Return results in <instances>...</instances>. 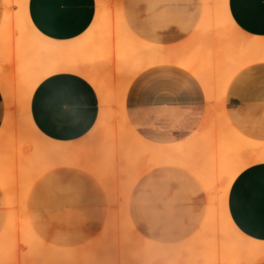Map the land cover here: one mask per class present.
<instances>
[{"label":"bare ground","instance_id":"6f19581e","mask_svg":"<svg viewBox=\"0 0 264 264\" xmlns=\"http://www.w3.org/2000/svg\"><path fill=\"white\" fill-rule=\"evenodd\" d=\"M201 1L198 37L210 39L218 34L217 49L215 44L205 51L190 44L172 51L143 42L126 25L122 0H97L98 15L89 31L74 43L60 44L37 35L30 27L27 0H2L0 190L8 214L0 234V264L264 263V242L241 234L227 209L235 178L251 166L264 164V142L237 131L224 108L225 93L235 73L264 64V39L244 45L229 17L227 0ZM214 2L217 5L213 7ZM110 8L115 10L114 17H110ZM178 58H183L180 65L184 70L202 71L195 77L205 95L204 120L194 135L181 143H151L127 121V92L137 74L153 66L176 63ZM213 61L217 67L210 69ZM60 72L86 79L100 102L97 123L81 144L50 141L30 119L34 89L43 79ZM158 166L188 171L208 196L204 223L193 237L178 245L147 241L128 216L127 198L133 183L143 172ZM62 167L85 170L108 197L110 208L100 235L83 249L46 244L27 218L26 201L34 182Z\"/></svg>","mask_w":264,"mask_h":264},{"label":"crops","instance_id":"0c3cea01","mask_svg":"<svg viewBox=\"0 0 264 264\" xmlns=\"http://www.w3.org/2000/svg\"><path fill=\"white\" fill-rule=\"evenodd\" d=\"M126 3L131 5L130 0H122V15L129 27ZM188 3L195 4L198 9L196 28L191 36L189 30L173 24L161 30L147 28L146 31L139 8L132 29L138 38L155 45L177 47L190 36L186 46L195 44L203 51L215 48L219 43L218 34L211 36L212 41L198 37L202 1L189 0ZM2 7L0 0V25ZM165 7V11L174 9L170 3ZM227 9L242 34L264 38V0H227ZM97 15L95 0H27L26 18L30 27L37 35L60 44L80 40ZM213 67H217V62L210 64L209 68ZM56 85L74 86L84 93L87 103L82 123L60 127L50 120L49 101ZM200 91L203 92L196 81L183 71L174 67L155 68L138 76L130 85L126 96L127 121L139 136L151 143H181L193 136L203 123L206 102L204 92ZM224 100L231 125L249 139L260 141L264 137V127L259 129L264 125V64L250 65L236 72ZM99 113L100 102L95 89L86 79L71 72H60L43 79L34 89L29 106L35 129L46 139L61 144H81L95 127ZM3 118L4 102L0 93V127ZM162 167L174 166L151 168L134 182L127 199L128 216L141 237L157 245L173 246L186 242L200 229L208 212V196L191 173L183 169L196 184L177 170L169 169L166 189L169 192H165L167 201L162 203ZM84 171L57 168L44 173L30 188L26 201L27 218L36 235L42 240V233L50 241L46 244L61 249H83L100 235L110 208L108 197L98 181ZM178 192L190 197L185 201L176 200L173 195ZM228 194L227 209L234 226L247 238L264 242V164L242 171L232 182ZM5 209L4 203L0 202V234L6 221ZM155 226H162V229Z\"/></svg>","mask_w":264,"mask_h":264},{"label":"rangeland","instance_id":"374dc122","mask_svg":"<svg viewBox=\"0 0 264 264\" xmlns=\"http://www.w3.org/2000/svg\"><path fill=\"white\" fill-rule=\"evenodd\" d=\"M95 1H96V5H97V0H95ZM188 1L189 0H130L131 5H127V3L125 4V8H126L125 14H126V17H127V23L129 25L130 29L133 31L132 25L134 23H136V21H137V11H138V8H139L142 11L141 19H142L143 23L145 22V26L144 27L146 28V31H147V28L161 30L164 27H167L168 25L173 24V25H178V26L180 25L179 26L180 28L189 30L190 31V36H191L192 33L194 32V29L196 28V20L198 18V9H197V6L195 4L192 5V4L188 3ZM167 3H170L171 5L173 4L174 9L172 11L171 10L170 11H165L166 10L165 6H166ZM216 5H217V2H214V3H212L211 6L214 7ZM15 9L16 8H14V10ZM109 14H110V17H114L115 16V10L113 8H110ZM237 31H238V34H240V36H242L243 39H244V40H242L243 44L247 43V42H249L251 40H254V39H264V38L248 37V36L242 34L238 29H237ZM133 33H134L135 37L138 38V36L136 35V33L134 31H133ZM190 36L188 37V39L184 43H182L181 45H179L177 47H168V46H163V45H155L153 43L148 42V40H143V39H140V38H138V39H140L143 42L148 43L149 45H152V46L164 47V48H168V49H170L172 51H178L179 49L186 47V45L188 44V40L190 39ZM182 60H183V58H178V59H176V63H173V64H166V65H159V66L150 67V68L140 72L139 74H137L136 77L133 79V81L138 76H140L141 74H146V73H148L149 71H151V70H153L155 68L167 69V68H170V67H174V68H177V69L183 71L184 73L188 74V76H190L194 81H196V85L198 87V81H197L195 76L200 74L202 71H200V68L194 69V72H192V73H190L189 71L184 70L182 68V66L180 65ZM133 81L131 83V86L133 84ZM201 93H203V92H201ZM203 100H204V97H203ZM204 102H205V100H204ZM224 104H225V100H224ZM111 108H114V107L112 106ZM230 121L232 123L231 119H230ZM260 126L261 127L259 129L264 127V125H260ZM260 141H264V137L261 138ZM152 169H154V168H152ZM152 169H150V170H152ZM160 169L162 170V177H161L162 181H161V191H160V201L162 203L167 201L166 200L167 194L165 192H169L168 190H166L168 188V182H169L168 181L169 180V178H168L169 169H173L174 171L177 170L176 172L178 174L184 175V176H186L187 179L191 178L193 180L191 175L189 173H187L186 171H184L183 169H181V168H177V167H162ZM150 170H147V171L143 172L141 175H143V174L146 175ZM183 179H184V177H183ZM194 183L196 184L195 181H194ZM173 197L176 200L185 201L186 199H188V197H190V195H186L185 193L178 192L177 194L173 195ZM169 200H170V197L168 196V201ZM172 200H174V199H172ZM0 202L4 203V205L6 207L5 211H6V219H7L8 208L6 206L5 196L1 192V190H0ZM76 216H78V215H76ZM76 220H77V218H76ZM160 227L162 229V226H155L154 228L159 229ZM39 229L40 228H37V231H40ZM40 235H41V238H42V240L44 242L50 244V241H47L46 238L43 237L42 233H40ZM167 243H169V242L167 241Z\"/></svg>","mask_w":264,"mask_h":264},{"label":"snow or ice","instance_id":"6c2138e0","mask_svg":"<svg viewBox=\"0 0 264 264\" xmlns=\"http://www.w3.org/2000/svg\"><path fill=\"white\" fill-rule=\"evenodd\" d=\"M86 103V97L79 88L56 85L49 101V118L60 127L78 125L86 116Z\"/></svg>","mask_w":264,"mask_h":264}]
</instances>
